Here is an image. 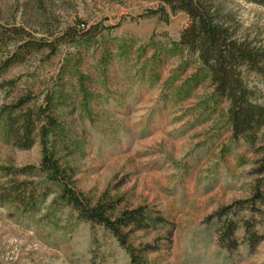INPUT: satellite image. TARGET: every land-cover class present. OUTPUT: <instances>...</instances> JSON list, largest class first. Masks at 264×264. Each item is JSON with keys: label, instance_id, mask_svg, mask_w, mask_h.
Returning <instances> with one entry per match:
<instances>
[{"label": "rangeland", "instance_id": "374dc122", "mask_svg": "<svg viewBox=\"0 0 264 264\" xmlns=\"http://www.w3.org/2000/svg\"><path fill=\"white\" fill-rule=\"evenodd\" d=\"M218 1L235 35L264 52V5ZM162 6L0 0V35L20 27L27 38L58 42L12 64L17 44L0 42V264H133V254L138 264H264V216L252 208L264 126L234 137L228 100L180 44L188 15L168 6L151 13ZM242 74L264 103V70ZM29 110L45 115L34 145L22 149L6 122ZM46 156L91 205L113 204L114 215L143 206L161 219L121 245L79 218L64 184L42 170ZM242 218L261 236L253 247ZM230 219L240 224L232 251L219 240Z\"/></svg>", "mask_w": 264, "mask_h": 264}, {"label": "trees", "instance_id": "16d2710c", "mask_svg": "<svg viewBox=\"0 0 264 264\" xmlns=\"http://www.w3.org/2000/svg\"><path fill=\"white\" fill-rule=\"evenodd\" d=\"M250 1L264 5V0ZM164 3L165 6L151 13L161 12L164 15L166 6H168L174 12L182 11L188 15L189 23L181 32L180 44L198 54L201 63L210 74L216 92L228 100L234 137H254L264 126V103L254 99L253 91L244 81L242 69L247 67L259 73L263 72L264 52L235 35L228 22L222 19V10L218 0H164ZM93 29L95 27L88 31H93ZM28 35V32L20 27L5 29V32L1 33L2 45L13 41L18 46L16 52L7 60V64L20 61L32 51L43 47H50L51 50L57 49L58 42L47 43L36 38H27ZM43 115H45L43 110L38 112L29 110L22 116L10 115L6 122L7 135L19 148L32 147L35 143L36 124L42 121ZM42 170L47 171L52 181L64 184L63 197L77 211L80 219L103 226L121 245L127 244L129 233L134 229L154 227L158 219H161L153 216L143 206L124 209L114 215L113 204L99 201L91 205L65 181L61 166L49 156L43 159ZM255 173L259 178L252 208L264 216V210L261 208L264 206V157L258 161ZM242 203L238 204L242 205ZM245 209L247 207H240V210ZM225 214L222 210L217 213V216L221 220ZM242 222L248 243L253 247L260 241L261 236L254 230L255 226L251 221L242 218ZM239 225L237 221L230 219L226 220L220 229V243L229 251L236 249L239 245L236 238ZM132 257V263L138 264L137 256L133 254Z\"/></svg>", "mask_w": 264, "mask_h": 264}]
</instances>
